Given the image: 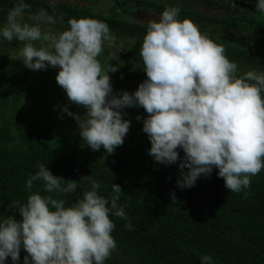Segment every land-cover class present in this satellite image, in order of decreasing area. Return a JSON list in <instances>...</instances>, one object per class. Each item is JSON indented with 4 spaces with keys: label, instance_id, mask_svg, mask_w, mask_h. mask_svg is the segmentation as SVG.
Segmentation results:
<instances>
[{
    "label": "clouds",
    "instance_id": "clouds-1",
    "mask_svg": "<svg viewBox=\"0 0 264 264\" xmlns=\"http://www.w3.org/2000/svg\"><path fill=\"white\" fill-rule=\"evenodd\" d=\"M48 2L56 7L55 0ZM255 6L264 14V0ZM29 8L25 0H15L0 25V40L22 42L17 60L31 70L59 69L58 85L70 102L86 109L83 117L64 111L78 122L79 135L92 150L103 146L110 154L122 145L130 127L122 110L137 106L148 113L142 131L151 143L149 154L161 164L180 159V188L194 186L215 167L225 187L238 193L264 169V71L240 73L223 44L179 18L178 6H166L148 23L139 49L147 78L133 93L119 95L112 94L108 75L116 68L106 71L99 59L115 40L106 22L70 18L66 29L53 31L45 27L54 20L46 9L25 20ZM37 169L25 182L26 202L12 203L21 219H0V264L9 257L17 264L21 248L28 253L24 264H105L116 248L111 217L128 221L118 204L120 186L113 184L111 195H102L100 182L88 175L83 178L90 188L69 204L61 197L76 192L79 183L53 175L44 163ZM34 181L43 182L45 194L31 192ZM200 259L213 264L209 255Z\"/></svg>",
    "mask_w": 264,
    "mask_h": 264
},
{
    "label": "trees",
    "instance_id": "trees-1",
    "mask_svg": "<svg viewBox=\"0 0 264 264\" xmlns=\"http://www.w3.org/2000/svg\"><path fill=\"white\" fill-rule=\"evenodd\" d=\"M25 2L30 5L25 18L46 9L54 17L53 31L66 29L70 18L90 17L106 22L114 41L127 43V48L117 56L106 45L99 57L102 65L108 68L113 64L116 68L108 72L113 95L135 91L128 89L131 83L125 85L121 68L125 72L135 68L144 74L139 77L141 83L147 78L139 54L147 25L96 13L92 7L76 3L58 2L52 8L48 1ZM14 3L15 0H0V25L6 22ZM190 16L195 22L214 28L207 34L223 44L227 57L237 63L240 73L251 69L264 71L263 45L221 36L217 31L219 27H234L245 33L264 32L263 25L195 11ZM8 45L0 40V219H21L12 203L26 202L30 192L25 182L38 170L37 164L44 163L53 175L79 183L76 192L61 197L69 204L90 188L83 178L88 175L100 182L102 195L110 196L113 184L120 186L118 204L124 207L128 221L111 217L116 248L105 264H201L203 255L211 256L213 264H264V169L251 177L249 188L238 193L225 187L215 167L210 175H201L194 186L180 188V159L178 165L161 164L149 154L151 143L142 131L148 113L137 106L125 108L130 136L123 138V144L110 154L103 146L94 151L78 130L65 124L66 118H71L68 112L85 114L86 109L70 102L61 91L63 88L56 81L58 68L40 70L41 74L33 75L37 81L29 82L31 70L17 60V49ZM56 94L64 99L58 108L64 114L59 121L45 123L27 117L29 111L23 118L14 115L24 99L48 101ZM137 116L141 119L137 120ZM178 153L182 159L183 150ZM42 189V181L33 182L31 192L45 194ZM128 222L131 229L125 227Z\"/></svg>",
    "mask_w": 264,
    "mask_h": 264
},
{
    "label": "flooded vegetation",
    "instance_id": "flooded-vegetation-1",
    "mask_svg": "<svg viewBox=\"0 0 264 264\" xmlns=\"http://www.w3.org/2000/svg\"><path fill=\"white\" fill-rule=\"evenodd\" d=\"M83 5L100 10L96 13H103L101 9H105L107 14L120 18H125L131 22L148 25L149 22L140 21L141 16H146L148 19H159V14L168 5L178 6L180 8L179 18L191 19L190 14L192 12H198L203 15L225 17V18H239L246 22H257L264 26V14L257 13L256 0H75L71 4ZM202 6L206 11H197V8ZM95 12V11H94ZM152 15V16H150ZM198 23V22H195ZM202 26L207 24H202ZM207 28L214 29L212 26L207 25ZM219 35L226 36L228 38H234L240 41H250L246 38L238 39L236 37L229 36L231 32L239 33L241 35H248L237 28L226 29L223 27L217 28ZM254 34L264 35V32H253ZM227 34V35H226ZM253 42V41H250ZM263 45L260 42L254 41ZM264 46V45H263Z\"/></svg>",
    "mask_w": 264,
    "mask_h": 264
},
{
    "label": "rangeland",
    "instance_id": "rangeland-1",
    "mask_svg": "<svg viewBox=\"0 0 264 264\" xmlns=\"http://www.w3.org/2000/svg\"><path fill=\"white\" fill-rule=\"evenodd\" d=\"M43 1H48V0H43ZM55 2L56 3L66 2L67 4H71V3H74L75 0H55ZM101 10L103 12L102 14H107V11L105 9H101ZM94 11L99 12L100 10L95 9ZM197 11L205 12L206 9L202 8V6H199L197 8ZM150 16H152V15H150ZM140 19H141L140 21H142V22L153 21L152 18L148 19L146 16H141ZM25 20H28V19L25 18ZM195 24L198 25L199 28L205 33H208L211 31V29L207 28V26H205V25L202 26L199 23H195ZM53 25H54V23L52 22L51 24L45 25V27L53 30V29H55V26H53ZM229 36L236 37L238 39L246 38L250 41H253V42L257 41V42H260L264 45V35L254 34V33H250L248 35H241L239 33L231 32L229 34ZM8 43H9L8 46L12 49L15 47L17 49V52L21 47H23V43L19 42V41L13 40V41H10ZM110 46L112 47V54L114 56H117L118 53H121L122 51H124L127 48V43L118 39L117 41H113ZM102 66L104 67L105 70L106 69L108 70L110 67L113 66V64H111L110 67H108V68L104 64ZM49 67H51V66H48L46 69H48ZM52 68H55V67H52ZM120 71L122 73V79H124V80L126 79L125 85H127L128 82L131 83L130 86H127L128 89L129 90H131V89L136 90L138 88V85L141 83L139 80L140 79L139 77L144 76V74H140V72L137 71L135 68L128 70L126 72H125V69L121 68ZM39 74H41L40 70H31L29 82H33V80H34V82L37 81V78H35V76L39 75ZM33 75H35V76H33ZM115 85L117 86V84H115ZM118 87L121 88V86H119V85H118ZM61 91H63V93H66L63 89ZM115 95H118V94H115ZM60 97L61 96L59 94L58 95L56 94L51 99H49L48 101H43L41 99H38V100H25L24 99L21 103H19V104H22L23 106H20V109L18 110V112H15L14 115L23 118V116H25L27 111H29V114L27 117L34 118L37 120H42L45 123H49L51 121L57 122L60 120V118L62 116H64L63 113L58 111L59 106H61L64 102V99H61ZM65 103H68V101H66ZM122 111L124 113H126V115H124V117H123L125 119V116H127V112L125 111V108ZM76 115L81 116V117L84 116V114H82V113H78ZM137 115H139V113H137ZM70 117L71 118H68V117L66 118L65 124L67 125V127L69 126L73 129L80 131L79 126H78V122L72 116H70ZM129 136H130V134H129V132H127L125 137H129ZM179 150H180V148L177 149V151H179ZM171 165H178V163L175 162V163H172ZM19 255H20V260L17 262V264H24V257L27 256L28 253L26 252V250L21 248ZM29 260H31L30 257H29ZM5 264H13L10 257L6 259Z\"/></svg>",
    "mask_w": 264,
    "mask_h": 264
}]
</instances>
